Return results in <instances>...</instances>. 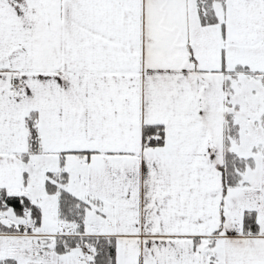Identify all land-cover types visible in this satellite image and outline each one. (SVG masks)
<instances>
[{
    "label": "crops",
    "instance_id": "crops-1",
    "mask_svg": "<svg viewBox=\"0 0 264 264\" xmlns=\"http://www.w3.org/2000/svg\"><path fill=\"white\" fill-rule=\"evenodd\" d=\"M213 10L214 23L189 27L182 0H0V154L21 157L35 112L38 154L83 161L86 193L109 206L106 230L84 228L112 238L120 264H264V0H214ZM254 48L262 52L249 69ZM252 76L262 79V141L251 150L243 141L245 156V132L225 123ZM150 125L163 129L159 146H145ZM226 150L244 170L222 194ZM245 212L256 234L243 231ZM27 213L0 212L10 228L0 259L88 264L81 249L28 257L16 248L12 235L74 231L72 222L66 233L27 226Z\"/></svg>",
    "mask_w": 264,
    "mask_h": 264
},
{
    "label": "rangeland",
    "instance_id": "rangeland-1",
    "mask_svg": "<svg viewBox=\"0 0 264 264\" xmlns=\"http://www.w3.org/2000/svg\"><path fill=\"white\" fill-rule=\"evenodd\" d=\"M182 3L184 4L188 13L189 27H195V24L198 25L199 22L197 20L198 11L196 0H182ZM50 14L52 15L53 12L51 11ZM44 15L46 16L48 15V13L44 12ZM50 22L53 21L50 20ZM34 34L36 36L38 35V32L34 31ZM204 46L205 41L200 45V48H203ZM261 52L262 48H254V50L249 51L248 58L250 59L251 57V59L246 63L248 64L249 69L256 68V57L259 56ZM196 54L197 56H199L198 52ZM204 62H207V60H204ZM212 62V60L211 63L209 61L210 64H212ZM259 64V66H262V63ZM210 66H214V63ZM247 75H250V73L247 72ZM248 79L250 83L244 86L243 89L239 88L242 82L240 80H237L236 82H241L239 83L238 88L235 89V95L233 97L238 102L233 108L234 113H231L228 118L231 123V125L228 126V129H232V126L235 125L236 130L241 131L242 133L245 132L246 137L243 136L244 138L242 137V139H240L242 141L240 144L239 152L245 154V156H252L249 151L247 153L242 152L245 146L243 144V141L246 142L245 150H251V147L253 148L258 143L257 141H262V123L260 119V117L262 116V79L256 80V78L253 76ZM232 102H234V100H232ZM259 132H261L260 136ZM31 157V160L24 162L21 157L17 158L11 155L0 154V185L8 186V194H19L18 196H24L26 194L27 196H29V198H32L34 203H36L38 206L40 202L41 204L45 205V214L43 216H40L38 224L42 223V226L48 227L49 229L58 230L59 232L68 230V227H70L71 225L70 221L59 217L58 204L56 208L54 207L55 199H58V194L48 193L46 191L45 184H43V179H47V174H45V171L48 170L47 172H58L60 176L62 172H64L66 174L65 181L59 182L55 179H52V181L56 183L59 188L71 193L86 204L84 221L88 230H92L93 227L96 226L103 227V230H106L108 228V222L110 221L109 206L107 205L105 200L97 201L92 197L93 195H89L88 193H86L84 188L83 161H81L80 159L74 161L71 160V157L62 155L45 157L43 155L37 154ZM61 160H64V162ZM29 169L30 171H28ZM24 171L28 173L27 177L23 174ZM257 175L258 174L255 172L251 177H256ZM0 212L5 216H9L10 208H5ZM1 219H3L5 222L7 220H5L3 217ZM19 221L27 224V226H35V224H33V222L31 221V218H29L28 213L25 217L20 218ZM74 229L75 225H73V230ZM137 252L139 251L137 250Z\"/></svg>",
    "mask_w": 264,
    "mask_h": 264
},
{
    "label": "trees",
    "instance_id": "trees-1",
    "mask_svg": "<svg viewBox=\"0 0 264 264\" xmlns=\"http://www.w3.org/2000/svg\"><path fill=\"white\" fill-rule=\"evenodd\" d=\"M214 0H196L198 19L200 24L209 25L216 21L213 10ZM228 122L225 123V130L228 129ZM235 127V126H234ZM232 127V129L234 128ZM25 133V151L21 154L22 159H26L30 155L41 152L40 135L37 128V117L35 112H30L24 119ZM143 141L145 146H159L164 141V132L162 127L150 125L144 128ZM224 161L217 165L220 171L222 194L229 186L236 184L240 172L244 170L243 160L241 157L231 151L224 152ZM45 180V188L48 193L58 194V215L60 218L74 223L75 229L71 235L59 233L56 236H10V240L16 246H20L21 250H25L28 257L63 254L69 251L79 249L85 246L88 250L86 257H81L80 262L85 259L88 264H120V252L118 245L110 237L87 235L84 228V212L86 204L76 198L71 193L59 188L52 179L63 182L66 180V174L62 172L61 176L58 172H47ZM58 175V176H56ZM5 208H12L16 216H21L28 212L29 218L33 224L37 225L41 216L40 207L28 199L27 197L11 195L6 192L4 187H0V211ZM222 215H220L221 221ZM8 225L4 224L0 219V233L10 232ZM243 231L245 234H256L257 223L255 215L252 212H245L243 216ZM80 253V252H79ZM0 264H20L17 258L13 256L0 259Z\"/></svg>",
    "mask_w": 264,
    "mask_h": 264
},
{
    "label": "built area",
    "instance_id": "built-area-1",
    "mask_svg": "<svg viewBox=\"0 0 264 264\" xmlns=\"http://www.w3.org/2000/svg\"><path fill=\"white\" fill-rule=\"evenodd\" d=\"M12 88H13L14 91H19V89H20V80L14 81ZM80 249H81V251L83 253H87L88 252V250H87V248L85 246H81Z\"/></svg>",
    "mask_w": 264,
    "mask_h": 264
}]
</instances>
